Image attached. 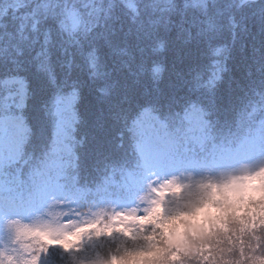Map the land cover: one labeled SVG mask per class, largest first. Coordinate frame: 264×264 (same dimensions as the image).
Masks as SVG:
<instances>
[{"label": "trees", "instance_id": "obj_1", "mask_svg": "<svg viewBox=\"0 0 264 264\" xmlns=\"http://www.w3.org/2000/svg\"><path fill=\"white\" fill-rule=\"evenodd\" d=\"M262 97L264 0H0V230L67 190L205 186L257 147L208 129Z\"/></svg>", "mask_w": 264, "mask_h": 264}, {"label": "clouds", "instance_id": "obj_2", "mask_svg": "<svg viewBox=\"0 0 264 264\" xmlns=\"http://www.w3.org/2000/svg\"><path fill=\"white\" fill-rule=\"evenodd\" d=\"M256 104L241 109L235 128H209V138L264 145V97ZM42 155L22 160L21 168L41 163ZM259 160L200 177L205 186L178 197L169 193L190 181L176 174L125 205L67 190L0 230V264H49L53 253L56 264H264V155ZM82 164L78 157L76 167Z\"/></svg>", "mask_w": 264, "mask_h": 264}, {"label": "rangeland", "instance_id": "obj_3", "mask_svg": "<svg viewBox=\"0 0 264 264\" xmlns=\"http://www.w3.org/2000/svg\"><path fill=\"white\" fill-rule=\"evenodd\" d=\"M256 146L257 147H256L254 152H252L251 154L245 156L246 159H247L245 161L236 162L234 157H232L229 160V163H231V165H229L230 170H232L234 168H237V167H239V168H248V167H252V166H254L256 164H259L260 163L259 157L261 155H264V145H262V144L257 142Z\"/></svg>", "mask_w": 264, "mask_h": 264}]
</instances>
